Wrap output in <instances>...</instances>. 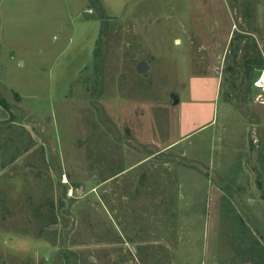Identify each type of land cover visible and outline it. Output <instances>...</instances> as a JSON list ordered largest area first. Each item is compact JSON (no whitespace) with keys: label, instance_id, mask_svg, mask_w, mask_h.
I'll return each instance as SVG.
<instances>
[{"label":"rangeland","instance_id":"1","mask_svg":"<svg viewBox=\"0 0 264 264\" xmlns=\"http://www.w3.org/2000/svg\"><path fill=\"white\" fill-rule=\"evenodd\" d=\"M255 44L264 0H0V264H257Z\"/></svg>","mask_w":264,"mask_h":264},{"label":"trees","instance_id":"2","mask_svg":"<svg viewBox=\"0 0 264 264\" xmlns=\"http://www.w3.org/2000/svg\"><path fill=\"white\" fill-rule=\"evenodd\" d=\"M96 56H98V50L96 51ZM244 64L246 67L247 76H252V74L254 72L257 73V71L260 73L261 68L264 66V57L260 54L257 44H255L254 54H247ZM11 111L13 110L11 109ZM260 156L264 167L263 148L260 152ZM259 184L262 186L263 181H260ZM231 204L232 203L230 202L229 207L224 209L229 226H231L234 231L227 234L229 243L233 244L238 239L240 245H243V249H241L242 252L240 251V253H242L241 255L243 256L242 258L244 260L256 261L257 264H264V255H262V242L256 238L250 224L244 221L239 211L235 207L231 206Z\"/></svg>","mask_w":264,"mask_h":264},{"label":"built area","instance_id":"3","mask_svg":"<svg viewBox=\"0 0 264 264\" xmlns=\"http://www.w3.org/2000/svg\"><path fill=\"white\" fill-rule=\"evenodd\" d=\"M256 85L264 90V66L261 68L260 73L258 74Z\"/></svg>","mask_w":264,"mask_h":264},{"label":"water","instance_id":"4","mask_svg":"<svg viewBox=\"0 0 264 264\" xmlns=\"http://www.w3.org/2000/svg\"><path fill=\"white\" fill-rule=\"evenodd\" d=\"M144 66H145V62H142V63L140 64V69H143Z\"/></svg>","mask_w":264,"mask_h":264}]
</instances>
